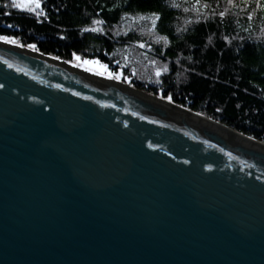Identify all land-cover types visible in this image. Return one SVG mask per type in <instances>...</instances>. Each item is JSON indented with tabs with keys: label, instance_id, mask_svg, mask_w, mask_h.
I'll use <instances>...</instances> for the list:
<instances>
[{
	"label": "water",
	"instance_id": "obj_1",
	"mask_svg": "<svg viewBox=\"0 0 264 264\" xmlns=\"http://www.w3.org/2000/svg\"><path fill=\"white\" fill-rule=\"evenodd\" d=\"M0 85V264H264L262 142L3 45Z\"/></svg>",
	"mask_w": 264,
	"mask_h": 264
},
{
	"label": "trees",
	"instance_id": "obj_2",
	"mask_svg": "<svg viewBox=\"0 0 264 264\" xmlns=\"http://www.w3.org/2000/svg\"><path fill=\"white\" fill-rule=\"evenodd\" d=\"M7 1L0 35L18 45L99 60L132 74L121 81L264 143V0H46L40 16Z\"/></svg>",
	"mask_w": 264,
	"mask_h": 264
},
{
	"label": "snow or ice",
	"instance_id": "obj_3",
	"mask_svg": "<svg viewBox=\"0 0 264 264\" xmlns=\"http://www.w3.org/2000/svg\"><path fill=\"white\" fill-rule=\"evenodd\" d=\"M46 4V0H11V6L15 9L20 10L21 12H27L31 14H35L36 16H40L41 14L46 15L44 12V5ZM156 19H160L158 16ZM97 24L102 23L101 21H96ZM155 23V21H153ZM8 27H12V25H8ZM85 31H92L97 32L99 29L92 28V29H85ZM0 40L4 41L5 43H11V44H17V40L7 36V35H0ZM29 48L35 50L36 45L35 44H29ZM73 58L78 62L77 66H84L85 70L87 71H94L97 75L103 76L107 75L109 78H115L119 79V74H114L112 72L108 71V65L102 64L99 60H83L82 65L79 63L82 58L79 55H76L73 53ZM58 59V57H57ZM95 66V67H91ZM11 67V65H9ZM159 75V72L157 73ZM0 87H3V85H0ZM56 87H60V85H56ZM74 95H79V93H73ZM85 99L91 100L92 97H85ZM169 100H171V97H168ZM141 119H144V117H140ZM151 147V145H150ZM185 163H188V161H185Z\"/></svg>",
	"mask_w": 264,
	"mask_h": 264
},
{
	"label": "bare ground",
	"instance_id": "obj_4",
	"mask_svg": "<svg viewBox=\"0 0 264 264\" xmlns=\"http://www.w3.org/2000/svg\"><path fill=\"white\" fill-rule=\"evenodd\" d=\"M0 45L6 46V47H11V48L17 49V50H19V51H21L23 53L25 52V53H27L29 55H33L36 58H39V59L44 60L45 62H49V63L55 64V65H61V66H64V67L68 68L69 70H72V71H75V72H79L81 74L83 73L84 75H86L89 78H93L95 80L102 81V82L107 83V84H109V85H111L113 87H116L118 89L124 90V91H126L128 93H132V94H134V95H136V96H138V97H140L142 99H145L147 101H151V102L160 104V105H162L164 107H168L169 106L168 104H166V103H164L162 101H159V100H157L155 98H152V97L146 95L143 92L136 91L138 88L133 89L134 87L131 88L132 86L130 84L126 83V82H123V81H121L119 79H115V78H109L106 75H103V76L97 75L94 71H87L82 66H77V64H75L73 62H66L65 63V62L60 61V60H56V59H53V58H49L47 56H43L42 54H38V52L36 50L30 49V48H27V47H24L23 48V46L19 47V45L17 46L16 44L13 45L11 43H5L2 40H0ZM171 111H173V112H175V111L176 112H180V110L176 109L173 106L171 107ZM220 124L223 125L222 123H220ZM216 128H218V127H216Z\"/></svg>",
	"mask_w": 264,
	"mask_h": 264
},
{
	"label": "rangeland",
	"instance_id": "obj_5",
	"mask_svg": "<svg viewBox=\"0 0 264 264\" xmlns=\"http://www.w3.org/2000/svg\"><path fill=\"white\" fill-rule=\"evenodd\" d=\"M6 6L7 7H9L10 9H12V10H17V11H20V10H18V9H15V8H13L12 6H11V0H8L7 2H6ZM35 15V14H34ZM16 45H18V44H16ZM19 46H21V45H19ZM54 58V57H53ZM67 62H71V61H67ZM73 63H75V64H78V62L76 61V60H74L73 61ZM81 65H82V63H83V60H81L80 62H79ZM83 68H85L84 66H82ZM91 67H95V66H91ZM108 71L109 72H112V73H114V74H119V77H121V75L126 79V80H129L131 77H132V74H129V75H127L126 73L124 74L123 73V71L120 69L119 70V72H113L112 70H110L109 68H108ZM107 76V75H106ZM135 79L137 80V81H140V82H145V80H144V78H143V76H141V75H136L135 76ZM119 80H120V78H119ZM147 84H151L150 82L149 83H147ZM133 87V86H132ZM135 88V87H134ZM146 93H148V95H153V94H151V93H149V92H146ZM155 95V94H154ZM153 95V96H154ZM157 96V95H156ZM160 97V96H159ZM200 115H202V114H200ZM202 116H204V115H202ZM204 117H206V116H204ZM207 118H209V117H207ZM209 119H211V118H209ZM213 120V119H212ZM215 121V120H214ZM218 122V121H217ZM249 137V136H248ZM251 138V137H250ZM263 143V142H262ZM264 144V143H263Z\"/></svg>",
	"mask_w": 264,
	"mask_h": 264
}]
</instances>
